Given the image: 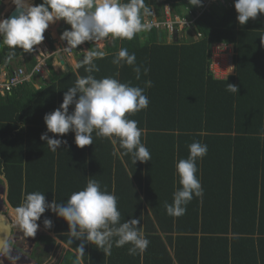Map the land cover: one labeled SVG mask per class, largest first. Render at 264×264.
Returning a JSON list of instances; mask_svg holds the SVG:
<instances>
[{
	"label": "trees",
	"instance_id": "16d2710c",
	"mask_svg": "<svg viewBox=\"0 0 264 264\" xmlns=\"http://www.w3.org/2000/svg\"><path fill=\"white\" fill-rule=\"evenodd\" d=\"M144 4L149 11L141 10L142 20L150 16L151 8L159 12L164 5L175 14L195 9L193 0ZM236 17L234 6L214 8L196 21L201 35L196 41L167 44L165 33L160 42L157 31H140L131 40L112 39L105 44L104 57L95 59L97 79L119 72L115 78L121 83L145 89L147 109L127 118L143 130L141 142L151 155L148 162L133 164L118 139L114 143L95 133L93 144L83 148L74 143L72 132L48 133L67 141L55 152L40 139L47 131L44 115L59 108L67 89L88 75L85 67L56 73L49 60L48 78L39 79L37 89L32 78L1 97L0 176L9 208L15 211L26 194L36 191L45 193L46 202L64 203L95 179L102 190L117 197L122 222L140 219L138 227L150 243L136 255L128 254L131 245L113 246L104 254L85 244L81 264H264V44L259 38L264 34V14L243 26ZM46 40L52 47L51 38ZM219 43L232 44L235 51L234 74L225 79L214 78L209 70L211 46ZM84 45L87 52L99 50L93 41ZM121 48L135 53L137 65L149 69L147 75L142 67L137 80L131 66L118 68L112 63ZM9 51L6 46L0 49V67L7 74L19 59L28 63L27 72L35 67L31 52L17 48L8 61ZM75 56L80 60L84 54L76 51ZM148 80L151 87H145ZM228 83L239 91H227ZM73 109L70 105L69 113ZM194 141L208 146L207 154L197 160L203 196H194L184 215L169 216L164 204L172 203L180 187L175 166L188 157ZM45 218L52 221L51 228H45ZM37 223L66 247L59 264H73L81 241L68 243L67 222L46 210ZM45 240L53 243L51 237L40 238Z\"/></svg>",
	"mask_w": 264,
	"mask_h": 264
},
{
	"label": "clouds",
	"instance_id": "9594fccd",
	"mask_svg": "<svg viewBox=\"0 0 264 264\" xmlns=\"http://www.w3.org/2000/svg\"><path fill=\"white\" fill-rule=\"evenodd\" d=\"M11 2L15 6L17 15L0 19V48L6 46L10 49L6 57L8 61L13 59L17 48L24 52L33 51L34 46L41 44L45 39L44 33L49 25L59 20L71 26L70 29L59 33L60 40L66 42L65 48L69 50L85 42L109 36L113 40L117 38L131 40L140 31H151L146 30L149 25L143 22L144 19L150 18L151 14L144 16L143 20L141 17L142 9L145 12L149 11L145 7L144 0H127V2L123 0H42V3L38 5L33 4L31 0H11ZM200 2L201 0H193L194 5ZM234 8L237 12L236 19L239 25L243 26L249 19L255 20L258 14H264V0H234ZM155 31L158 32V36L160 34L161 42L164 31ZM259 38L264 44V34ZM186 41L176 38L169 41L165 36L167 44ZM78 49L84 54L78 66L85 67L88 75L78 78L74 86L67 89L59 108L44 115L47 131L41 135L40 139L55 152L67 141L54 136L50 137L48 133L64 136L72 132L74 143L80 148L92 145L93 133H95L97 138L112 139L114 143L118 139L120 147L125 150L124 154L131 156L133 164L137 161L141 163L150 161V152L141 142L143 130L138 127L136 120L127 118V114H135L147 109L149 99L144 94L145 89L132 86L131 82L121 83L115 78L119 72L114 76L97 79L93 73L99 72L100 69L94 61L98 58L102 59L105 53L93 50L86 51L85 55V46ZM78 49L76 51L80 52ZM61 59L58 64L59 67L62 65L61 70L64 71V67H69V64ZM112 63L118 68L125 64L131 66L135 78L137 80L141 78L143 66L137 65L135 53L130 54L127 48H121L114 56ZM31 71L25 70L27 74ZM148 71V68L143 67L144 75H147ZM33 76L36 75L33 74ZM47 78L48 74L42 80L46 81ZM151 86L150 80L145 81V87ZM227 91L237 93L239 89L236 85L228 83ZM70 105H74L71 113H69ZM188 147V157L179 160L175 166L180 187L174 191L172 203L164 204L167 215L173 217L184 215L186 206L194 196L198 198L203 196L201 182L196 176L197 160L207 154L208 146L194 141ZM46 210L54 212L67 222L69 244H72L74 240L81 241L76 247L73 264H81V258L85 254V244L95 245L104 254H110L113 246L120 248L131 245L128 248V254L136 255L138 252L145 251L150 243L138 227L140 219L133 218L122 222L121 213L117 208V197L114 193L102 190L100 182L95 179H89L82 190L73 192L64 203L55 200L46 202L45 193L39 191L26 194L23 202L15 208V222L26 235L33 237L39 227L37 221ZM43 223L45 228L52 226L50 219L45 218ZM6 249L7 241L0 237V251Z\"/></svg>",
	"mask_w": 264,
	"mask_h": 264
},
{
	"label": "built area",
	"instance_id": "2783aa9c",
	"mask_svg": "<svg viewBox=\"0 0 264 264\" xmlns=\"http://www.w3.org/2000/svg\"><path fill=\"white\" fill-rule=\"evenodd\" d=\"M233 6L234 0H201L200 4L195 5L194 10L184 9L181 11V14H175L170 6L164 5L158 13L155 12L154 9H151V17L144 19L143 22L149 25L146 30L155 29L164 31L169 41H172L174 38L184 41L191 38L192 41H196L201 35L196 31L195 23L203 13L209 12L214 8L230 9ZM112 39L113 38L109 36L100 39V42L102 46H104V43H109ZM56 41L57 44H52V47H50L48 42L44 41L34 46L31 52L34 58H36L37 67H34L30 74H27L22 68L13 70L10 75L4 71L0 74V98L10 95L14 88L24 82H28L33 74H40V70H45L47 73V61L50 58L57 57L61 59L62 57H72L78 48H84L85 46L82 44L75 49L69 50L65 48L67 46L65 41H61L59 37L56 38ZM93 42L97 43V40ZM233 55L232 45L219 43L211 46L209 70L214 78H216L215 73L218 69L217 67L224 65V67L228 66V70L232 69ZM43 76L42 78L45 79ZM223 77H226V75Z\"/></svg>",
	"mask_w": 264,
	"mask_h": 264
},
{
	"label": "rangeland",
	"instance_id": "374dc122",
	"mask_svg": "<svg viewBox=\"0 0 264 264\" xmlns=\"http://www.w3.org/2000/svg\"><path fill=\"white\" fill-rule=\"evenodd\" d=\"M11 3V0H4L0 4V19L8 18L10 12L13 11V7L10 9L11 4H7L5 2ZM31 2L34 4V0H31ZM9 9V10H8ZM8 12V13H7ZM68 24H66L63 20L56 21L49 25V28L45 31L43 40L44 42H47L46 37L52 39L53 44H57L56 38L59 37V33L64 30ZM58 40V39H57ZM98 49L101 48L102 43L100 40H97V43H93ZM105 45V43H104ZM105 48V47H104ZM104 48H101L100 50H104ZM32 53V52H31ZM85 55L87 54L85 50ZM33 55V54H32ZM34 57V56H33ZM36 60V58H34ZM59 60L57 57H53L52 59V67L53 70H56V73H60L62 70L59 67L58 63ZM61 60H65L67 64H69L70 69H76L77 67V59L74 54L72 57H66L62 58ZM26 61H23L22 59L17 60L12 64V70L22 68L26 70ZM60 64V63H59ZM37 65V61H36ZM35 65V68L37 67ZM215 77L216 78H223L224 75H227L230 70H228V66H221L217 67ZM5 70V68L0 67V74ZM61 70V71H60ZM27 71V70H26ZM38 73H35L36 77L33 76L32 78L35 79V88L37 89V81L39 79H42L43 77H47V73L45 70H40ZM31 78V79H32ZM225 78V77H224ZM1 80V79H0ZM6 196V184L3 182V178L0 176V212L9 215L10 208L6 202L5 199ZM13 223V222H12ZM40 228V227H39ZM11 238L9 239L7 243V249L4 250L0 255V264H59L60 260L64 256V253L66 251L65 247H62L58 243V241L55 239V236L51 233H48L47 231L43 230L42 228L38 229L35 236L29 237L26 235L24 230L20 228L19 226H16L13 223V229H12ZM46 235H50L53 237V243L51 244L49 241H40L41 237H45ZM57 244V247L55 246Z\"/></svg>",
	"mask_w": 264,
	"mask_h": 264
},
{
	"label": "water",
	"instance_id": "95a60500",
	"mask_svg": "<svg viewBox=\"0 0 264 264\" xmlns=\"http://www.w3.org/2000/svg\"><path fill=\"white\" fill-rule=\"evenodd\" d=\"M35 1V0H34ZM17 15L16 9H13L12 12H10L8 18H11L12 16ZM160 37V34H159ZM1 49V48H0ZM83 59V57L81 58V60ZM77 61V66L79 65V62L81 61ZM62 64H64L63 62H61ZM69 67L65 66L64 67V71H68ZM13 229V223L9 218V215H5L3 213L0 212V237L5 238L7 243L9 241V239L11 238V234H12V230ZM3 251H0V255Z\"/></svg>",
	"mask_w": 264,
	"mask_h": 264
},
{
	"label": "crops",
	"instance_id": "0c3cea01",
	"mask_svg": "<svg viewBox=\"0 0 264 264\" xmlns=\"http://www.w3.org/2000/svg\"><path fill=\"white\" fill-rule=\"evenodd\" d=\"M5 3H7V4H11L12 2H11V3L5 2ZM12 6L15 7V6L12 4L11 7H10V9L12 8ZM13 9H15V8H13ZM8 10H9V9H8ZM228 45H232V44H228ZM104 47H105V45H104V46H101V48H104ZM232 47H233V45H232ZM101 48H100V49H101ZM100 49H99V50H100ZM100 51H102V50H100ZM233 52H234V55H235L234 47H233ZM234 55H233V57H234ZM58 65H59V64H58ZM69 67H70V66H69ZM231 67H232V69H230V72L226 75V77L229 76V75H233V74H234V64H233V59H232V65H231ZM60 68L63 69L62 65H60ZM73 70H75V69H73ZM54 71H56V70H54ZM60 71H61V70H60ZM226 77H225V78H226ZM225 78L223 77V78H219V79H225ZM217 79H218V78H217ZM2 178H3V177H2ZM3 182H4V184H6L4 179H3ZM9 216H10V218L13 217V216H15V212H14L13 210H10ZM11 221L14 222L15 220L13 221L12 218H11ZM14 224H15L16 226H19V225L16 224V222H14ZM19 227H20V226H19ZM20 228H21V227H20ZM38 229H40V228L38 227ZM46 236L51 237L50 235H46ZM51 238L53 239V237H51ZM58 243H59L60 245H62V247H65V246H64L62 243H60L59 241H58ZM55 246L57 247V244H56ZM65 248H66V247H65Z\"/></svg>",
	"mask_w": 264,
	"mask_h": 264
},
{
	"label": "bare ground",
	"instance_id": "6f19581e",
	"mask_svg": "<svg viewBox=\"0 0 264 264\" xmlns=\"http://www.w3.org/2000/svg\"><path fill=\"white\" fill-rule=\"evenodd\" d=\"M8 3H9V1H8ZM8 13V12H7ZM9 218H10V216H9ZM12 218V220L14 221L15 220V216H13V217H11ZM11 218H10V220H11ZM15 222V221H14ZM13 222V223H14ZM18 225V224H17Z\"/></svg>",
	"mask_w": 264,
	"mask_h": 264
}]
</instances>
